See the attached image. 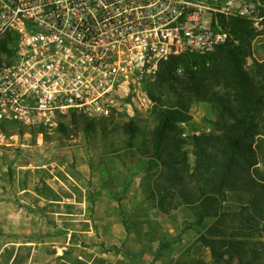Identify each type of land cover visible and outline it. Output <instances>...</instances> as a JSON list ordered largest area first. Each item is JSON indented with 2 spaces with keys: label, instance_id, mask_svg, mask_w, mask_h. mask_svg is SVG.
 I'll list each match as a JSON object with an SVG mask.
<instances>
[{
  "label": "rangeland",
  "instance_id": "374dc122",
  "mask_svg": "<svg viewBox=\"0 0 264 264\" xmlns=\"http://www.w3.org/2000/svg\"><path fill=\"white\" fill-rule=\"evenodd\" d=\"M225 1L199 0L213 7ZM246 1L255 6L252 21L261 34L246 65L255 74L254 63H264V0ZM156 82L144 88L147 96L132 94L130 112L92 119L90 129L84 118L76 127L73 114L48 127L6 126L8 141L0 146V264H239L229 254L216 261L200 239L216 227L264 256V198L262 212L256 211L252 194L229 190L218 216L197 225V204L174 184L175 172L187 179L195 172L190 136L211 131L219 118L213 104L194 101L188 122L178 123L186 142L175 167L153 156L157 112L177 101L166 79ZM129 125L137 130L135 138ZM15 133L19 139L10 138ZM256 151L254 174L264 184V133Z\"/></svg>",
  "mask_w": 264,
  "mask_h": 264
},
{
  "label": "built area",
  "instance_id": "2783aa9c",
  "mask_svg": "<svg viewBox=\"0 0 264 264\" xmlns=\"http://www.w3.org/2000/svg\"><path fill=\"white\" fill-rule=\"evenodd\" d=\"M222 17L252 20L255 6L246 0L218 7L199 0H0V126L48 127L65 114L91 120L126 114L132 94L147 96L144 88L173 57L207 54L226 42ZM7 141L0 127V146Z\"/></svg>",
  "mask_w": 264,
  "mask_h": 264
},
{
  "label": "trees",
  "instance_id": "16d2710c",
  "mask_svg": "<svg viewBox=\"0 0 264 264\" xmlns=\"http://www.w3.org/2000/svg\"><path fill=\"white\" fill-rule=\"evenodd\" d=\"M221 24L229 31L225 43L207 54L173 57L162 66L157 77L166 79L170 91L177 96L173 106L158 110V124L151 136L153 156L165 164L175 167L179 156L184 155L181 148L186 140L178 123L188 122V111L194 101L209 102L219 111L210 132L190 136L197 156L195 172L187 174L190 179L177 172L173 176L181 195L189 203L197 204L194 206L197 225L218 216L217 210L229 190L252 194L250 201L256 211L262 212L264 198V184L254 174L259 163L257 137L264 133V63H254L255 74L246 68L253 42L261 34L248 18L222 17ZM156 81L147 85L146 90ZM81 118L88 120L86 128L90 129L91 119L73 114L71 121L78 127ZM10 125L15 124L0 127L7 132L6 126ZM59 129L67 132L63 123ZM127 131L131 138L137 136L132 125ZM220 224L226 227L222 219ZM208 236L201 235L200 239L212 249L216 261L229 254L238 256L239 264H264L261 251L249 252L247 241L233 233L227 235L216 227L209 230Z\"/></svg>",
  "mask_w": 264,
  "mask_h": 264
}]
</instances>
